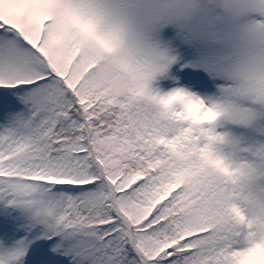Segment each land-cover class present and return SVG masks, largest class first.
<instances>
[{
  "label": "snow or ice",
  "instance_id": "6c2138e0",
  "mask_svg": "<svg viewBox=\"0 0 264 264\" xmlns=\"http://www.w3.org/2000/svg\"><path fill=\"white\" fill-rule=\"evenodd\" d=\"M0 264H264V0H0Z\"/></svg>",
  "mask_w": 264,
  "mask_h": 264
}]
</instances>
